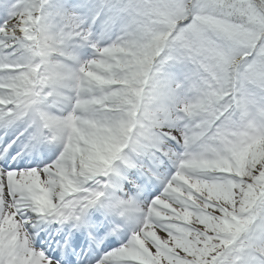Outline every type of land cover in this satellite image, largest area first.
Instances as JSON below:
<instances>
[{
	"label": "snow or ice",
	"instance_id": "6c2138e0",
	"mask_svg": "<svg viewBox=\"0 0 264 264\" xmlns=\"http://www.w3.org/2000/svg\"><path fill=\"white\" fill-rule=\"evenodd\" d=\"M0 264H264V0H0Z\"/></svg>",
	"mask_w": 264,
	"mask_h": 264
}]
</instances>
